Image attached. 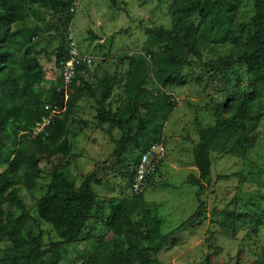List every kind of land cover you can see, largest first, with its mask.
Wrapping results in <instances>:
<instances>
[{
	"label": "trees",
	"instance_id": "obj_1",
	"mask_svg": "<svg viewBox=\"0 0 264 264\" xmlns=\"http://www.w3.org/2000/svg\"><path fill=\"white\" fill-rule=\"evenodd\" d=\"M110 1L116 6L117 0ZM174 1L171 28H147L149 54L130 59L125 78V88L132 96L130 101L126 107L114 109L110 100L117 79L105 77L97 117L103 128L108 125L112 137L115 129L122 132L119 139L113 138L117 145L113 168L124 164L129 148L142 145L137 165L152 144L164 142L162 123L177 108L175 96L168 88L186 84L187 74L183 73L186 69L200 63L212 72L210 78L214 79V73L246 67L255 79V87L246 88L236 100L222 96L227 100L206 102L216 124L203 127L198 121L200 140L194 148V163L200 175L191 174L188 178L190 184L199 187L198 210L173 231L163 234L162 222L153 215L145 192L132 191L135 196L128 200L106 199L103 205L109 214L105 215L94 188L95 183L102 184L103 180L90 174L78 185L71 171L57 163L48 188L37 203L40 218L58 236L57 240L48 241L44 233L34 236L27 231L32 214L17 185L33 189L41 177L43 160L52 161L56 157L64 160L72 155L70 123L75 121L80 100L86 95L95 96L91 83L80 72L91 66H79L67 90L65 86L61 89L57 82H48L47 68L32 44L37 34L31 14L48 11L65 16L66 24L70 25L75 0H0V264H61L66 245L83 239L88 220L99 206L98 213L113 236L107 239L105 235L87 234L84 240H92L95 248L81 264H166L159 255L178 244L176 235L205 224L201 198L211 186L212 151L216 143L223 137L226 140L235 137L242 152H248L257 143L253 133L264 118V92L259 87H264V0H254V14L246 22L239 21L243 0ZM228 44L239 53L215 62L204 60L206 47ZM185 51L195 59L184 57ZM70 57V43L57 48L56 64L62 69ZM152 73L162 87L159 92L148 88ZM44 82L50 86L43 87ZM48 105L66 109L51 119L45 133L33 137L30 132L51 113ZM135 177L136 166L130 175L131 189ZM229 177L220 175L218 179ZM154 178L149 180V186ZM255 264H264V253Z\"/></svg>",
	"mask_w": 264,
	"mask_h": 264
},
{
	"label": "rangeland",
	"instance_id": "obj_2",
	"mask_svg": "<svg viewBox=\"0 0 264 264\" xmlns=\"http://www.w3.org/2000/svg\"><path fill=\"white\" fill-rule=\"evenodd\" d=\"M73 7L75 15L70 25L66 24L65 16H56L48 11L30 16L37 34L32 44L39 50L47 68L48 82L55 81L59 88H64L63 69L56 64L57 48L67 46L72 38L84 54L95 59L91 67L80 71L91 83L95 96L86 95L80 100L74 114L75 121L70 123V140L74 145L72 155L64 160L61 157L43 160L41 177L33 189L17 185L32 214L27 231L34 236L44 233L48 241L57 240L58 236L53 227L40 218L37 203L48 188L55 164L61 163L69 169L78 185L90 174H96L103 180L102 184L95 183L94 188L105 215L109 214V209L103 205L106 199L120 197L128 200L135 196L130 186V175L142 145L129 148L124 164L113 168L117 148L113 138L119 139L122 132L115 129L112 137L108 133V125L103 128L99 123L98 99L104 90L101 82L105 77H116L117 85L110 105L114 109L126 107L132 97L125 88L130 59L149 54L146 29L161 26L170 29L176 5L174 0H117L116 6L110 0H75ZM253 14L254 0H243L239 7V21H249ZM238 53L239 50L230 44L210 45L204 49V60L215 62ZM183 56L195 59L188 51ZM207 70L196 62L183 72L187 74L185 85L168 88L175 96L177 108L162 123L167 156L144 195L153 215L162 222L163 234L187 221L200 206L197 197L199 187L190 184L188 178L191 174L200 175L199 171L193 170L196 168L194 148L200 140L198 121L203 127L216 124V117L206 108V102L218 99L223 102L227 100L224 97L236 100L246 88L256 85L246 67L214 73V79L210 78L212 72ZM153 74L148 88L159 92L162 87L154 80ZM48 82L42 86L49 87ZM259 87L264 92V87ZM253 135L257 143L245 153L237 145L235 137L230 140L223 137L216 143L212 151L211 186L201 198L205 224L179 232L176 235L178 244L161 252V261L166 264H255L262 257L264 118ZM220 175L230 177L218 179ZM100 206L91 214L83 239L66 245L61 264H81L94 251L93 241L84 240L87 234L112 238L113 234L98 213Z\"/></svg>",
	"mask_w": 264,
	"mask_h": 264
},
{
	"label": "built area",
	"instance_id": "obj_3",
	"mask_svg": "<svg viewBox=\"0 0 264 264\" xmlns=\"http://www.w3.org/2000/svg\"><path fill=\"white\" fill-rule=\"evenodd\" d=\"M70 51L71 57L63 66V77L65 81V88L73 82V78L76 75L77 68L79 66L88 65L92 66L95 59L84 54L81 51V47L78 42L72 38L70 40ZM47 110L51 113L48 117L38 122L36 127L30 132L33 137L39 136L45 133L51 119L57 115H62L66 107L55 106L51 107L48 105ZM167 155V148L164 142H157L152 144L149 149L141 156L140 160L136 165V177L132 185V191L134 194H140L146 192L149 187V180L158 174L159 166L163 162Z\"/></svg>",
	"mask_w": 264,
	"mask_h": 264
},
{
	"label": "crops",
	"instance_id": "obj_4",
	"mask_svg": "<svg viewBox=\"0 0 264 264\" xmlns=\"http://www.w3.org/2000/svg\"><path fill=\"white\" fill-rule=\"evenodd\" d=\"M193 170H194V171H199L197 167H196V168H193ZM195 175H197V176H198V173H197V174H195Z\"/></svg>",
	"mask_w": 264,
	"mask_h": 264
}]
</instances>
